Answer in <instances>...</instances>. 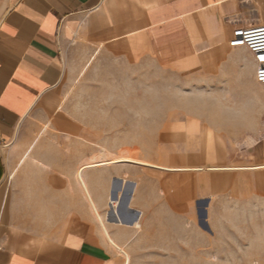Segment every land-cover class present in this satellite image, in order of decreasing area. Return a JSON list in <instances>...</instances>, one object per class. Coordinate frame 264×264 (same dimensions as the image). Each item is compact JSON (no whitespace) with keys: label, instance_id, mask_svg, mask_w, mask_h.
I'll return each instance as SVG.
<instances>
[{"label":"crops","instance_id":"obj_1","mask_svg":"<svg viewBox=\"0 0 264 264\" xmlns=\"http://www.w3.org/2000/svg\"><path fill=\"white\" fill-rule=\"evenodd\" d=\"M261 23L264 0H0V264H195L201 244L225 246L228 209L264 207L262 128L233 135L195 114L183 124L195 167L85 169L99 220L76 174L104 156L66 106L65 77L94 51L127 71L214 80L237 51L263 108L251 55L229 46Z\"/></svg>","mask_w":264,"mask_h":264},{"label":"rangeland","instance_id":"obj_2","mask_svg":"<svg viewBox=\"0 0 264 264\" xmlns=\"http://www.w3.org/2000/svg\"><path fill=\"white\" fill-rule=\"evenodd\" d=\"M239 55L232 52L216 79L194 81L155 67L145 72L123 70L86 51L67 69L64 99L89 138L98 141L104 158L130 156L146 163L133 165L152 169L195 167V137L183 126L195 121V114L228 120L231 125L221 129L238 136L244 131L253 135L255 125L264 137V107L255 93L260 87ZM195 104L209 110H195ZM41 128L35 134H42ZM228 216L232 222L227 244L217 250L201 244L195 264H264V207L248 208L246 213L231 206Z\"/></svg>","mask_w":264,"mask_h":264},{"label":"built area","instance_id":"obj_3","mask_svg":"<svg viewBox=\"0 0 264 264\" xmlns=\"http://www.w3.org/2000/svg\"><path fill=\"white\" fill-rule=\"evenodd\" d=\"M232 48H244L255 64V79L263 88L264 95V23L240 26L232 31L229 40Z\"/></svg>","mask_w":264,"mask_h":264},{"label":"bare ground","instance_id":"obj_4","mask_svg":"<svg viewBox=\"0 0 264 264\" xmlns=\"http://www.w3.org/2000/svg\"><path fill=\"white\" fill-rule=\"evenodd\" d=\"M123 163L142 164V165L145 164L144 162L132 159L130 157L122 156V155L121 156L120 155L115 156L113 158H104L103 157L102 159H98V160L91 158L88 160V162L86 164H84L82 167L79 168V170L76 174L77 180L80 183V185L82 186V188H83V190H84V192H85V194L89 200V203L91 204L92 209L95 212V214L97 215L99 220H101V217L99 216V213L97 212L95 204L91 200L90 193L87 189L85 180L83 178V172L85 169H89V168H93V167H97V166H110V165L123 164ZM135 218H136V215H135ZM103 228H104V232H105L106 236H108L106 228L104 227V225H103ZM108 238H109V236H108ZM125 256L128 260V255L125 254Z\"/></svg>","mask_w":264,"mask_h":264},{"label":"snow or ice","instance_id":"obj_5","mask_svg":"<svg viewBox=\"0 0 264 264\" xmlns=\"http://www.w3.org/2000/svg\"><path fill=\"white\" fill-rule=\"evenodd\" d=\"M261 59L264 60V57H262Z\"/></svg>","mask_w":264,"mask_h":264},{"label":"water","instance_id":"obj_6","mask_svg":"<svg viewBox=\"0 0 264 264\" xmlns=\"http://www.w3.org/2000/svg\"><path fill=\"white\" fill-rule=\"evenodd\" d=\"M133 211V210H132ZM135 213V211H133Z\"/></svg>","mask_w":264,"mask_h":264}]
</instances>
